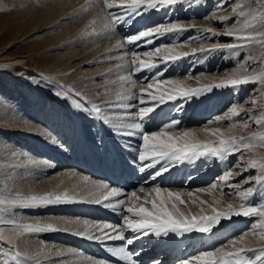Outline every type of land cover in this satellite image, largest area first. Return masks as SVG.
Instances as JSON below:
<instances>
[{
    "label": "snow or ice",
    "instance_id": "snow-or-ice-1",
    "mask_svg": "<svg viewBox=\"0 0 264 264\" xmlns=\"http://www.w3.org/2000/svg\"><path fill=\"white\" fill-rule=\"evenodd\" d=\"M182 2L184 0H128L125 3L124 0H121L120 4H116L115 0L113 2L104 0V7L107 10L104 13V19L107 21L104 24V29L109 33H115L118 24H127L134 17L141 16L149 10H159L161 7L174 6ZM257 3L260 6L255 9L249 18L237 21L238 26L235 30L225 29L224 34L234 38L238 43L227 44L224 47L235 49L259 46L264 50V24L260 26L258 31H247L249 27L255 29L256 26L253 21L264 17V0H257ZM217 8L221 11L224 10L223 0L217 5ZM121 9L122 11H120ZM243 9L244 5H236L232 8V17L220 16L217 23L226 24L227 20L233 17H244L245 12ZM211 18L206 16L204 20L210 21ZM94 23L95 21H93ZM240 23H243V28L239 27ZM184 31L210 32L211 30L186 29L180 22H169L139 30L135 35L125 37L123 42L118 41L115 48H124L125 44L132 45L138 41L152 44L153 38L158 35L178 34ZM182 46L165 45L156 47L151 51L144 52L142 54L143 58L141 54L135 51L131 52V60H125V63L118 65V68L131 69L128 75L121 74L119 76L121 86L130 84V88H127L124 92H118L114 101H106L107 109L96 103H92L90 108H86L87 102L82 99L78 102L74 101V106L78 110L94 114L97 120L102 123V126H107L114 135L137 138L141 141L135 148H132L130 144L126 147L131 149V161L129 163L131 170L141 174L147 173L143 177L144 184L163 179L165 175H170L172 170L179 165L194 164L202 159L225 162L230 156L239 153L240 155L236 157L234 166L226 168L222 175L218 176L217 182L211 183L205 188L173 190L169 187H163L160 183L151 184L147 189L141 186L139 192L144 193L143 199L137 194L136 190L126 192L124 189L104 182H92V187L87 189L90 197L87 202L103 204L105 208H110L113 212L123 209L121 214L122 225L101 224L74 218L66 220L62 227H58L51 223H40L39 221L26 223L16 219H6L4 216L7 210L14 208L24 209L77 202L69 196L68 191L43 195L17 194L13 198L0 199V225L9 226L7 229L0 227V241L6 242L10 247H16L12 256L15 264H21V257L27 258V253L22 252L17 247L18 242H26L30 236L41 232L63 230L90 241H120L122 246L110 248L108 251L120 261H123L124 264H136L133 256L138 253H133L127 247L132 245L134 240L143 237H184L185 234L189 233L209 234L223 227L224 221L231 220L233 217H258L264 220V203H260L257 207L253 206V203L249 200L257 189L248 186L246 189L241 190L238 185L230 183L237 175H242V173L236 172L235 169L240 168V161L245 159L243 150L251 152L254 148H264V131H259L248 137H237L231 135L230 132L222 131L219 126H208L219 125L227 120L229 121V129L247 128L250 126L248 121L252 119V113L248 114L247 120L243 118L237 120L236 118L240 116L239 109L241 105H232L228 115L216 116L200 129V132L206 137L214 138L206 141H201L195 130L179 129L180 121L177 119H170L168 122L163 123L157 131L150 132L145 127L144 121L154 120L160 106L170 101L180 98L193 99L205 93H210L214 89L236 88L249 83H259L264 87V70H260V64H257L255 69L251 68L249 60V63L242 67L244 71L253 72L252 75L235 74L219 82H210L199 88H187L184 86L183 81L178 79L161 80L160 77L163 76V72H157L146 86L140 88L139 97H137L133 89L137 87L138 81L132 79V74L158 68L159 65L155 62L157 56L161 57V62L166 68L170 62L175 63L189 55H197L195 52L177 51V48ZM220 47L221 45L215 44L211 49H201V53L216 51ZM119 59L124 60L125 58L119 57ZM104 91H107V89H104ZM57 95H61V93L58 92ZM77 95L79 94L77 93ZM136 100H138L139 107H137V104L131 103ZM252 103L255 107L256 100L253 99ZM132 109H135V112H132ZM256 125L258 127L264 125V115L257 118ZM52 143L58 144L61 148L64 147L55 139L52 140ZM43 163L47 165L49 162L45 161ZM250 169L256 170L257 174H250L241 183L248 184L249 181H254L259 186V190L264 191V159L257 160L249 157L247 168L244 171ZM84 184H88V178H85ZM224 187H228L232 191L225 193ZM217 191L220 192L221 196L235 194L240 200L239 206L228 204L226 208H218L209 205L207 200L199 199L197 195L199 193L211 196L213 204L219 205L222 200L213 196V193ZM133 201L135 202L134 205L128 206ZM189 204L193 207H203L200 208L198 213L194 214L189 210ZM209 212L210 214H207ZM6 231L7 235H5ZM126 232L133 235L126 236ZM249 235H258L264 240V224L261 225L259 231L253 229L251 232H243L238 238H232L213 250L202 251L198 255L182 259L179 264H257V261L264 264V250H260L255 260L248 258L245 237ZM228 247L231 250H225ZM0 254L8 255L7 252ZM87 259L88 264H106L105 261H97L92 257ZM0 264H10V262L8 259H4ZM153 264H159V261L154 260Z\"/></svg>",
    "mask_w": 264,
    "mask_h": 264
},
{
    "label": "rangeland",
    "instance_id": "rangeland-1",
    "mask_svg": "<svg viewBox=\"0 0 264 264\" xmlns=\"http://www.w3.org/2000/svg\"><path fill=\"white\" fill-rule=\"evenodd\" d=\"M109 2H113V0H109ZM124 2L127 3L128 0H124ZM228 2L230 4L226 6L224 9V10L228 9L229 13H231L228 17H232V8H234L238 4L244 5V2L242 0H228ZM115 3L120 4L121 0H115ZM196 4H197V0H184V2L174 5V6L161 7L159 10H149L147 12H144V14L141 16L134 17L127 24H118L115 33H109L108 31L104 29V24L101 28L100 25H93V23L91 22H90L91 24H88L89 22L86 21L90 14L94 15L99 10L104 15V13L107 11L104 7V0H79V1L72 0L71 2L68 1L63 9L60 8V0H0V66H6L4 64H7V63L11 64L12 60L16 59L17 57H23L29 63L30 69L28 70L30 72L35 73V75L37 74L40 75L41 73L39 72V69L41 67H44L42 69H45V70H50V69L54 70L53 67H55L60 62H63V63L66 62V60H68V58L72 54H74L75 56L77 55L76 59L73 60L74 66L73 68H71L67 77L75 78V76H77L78 74H84V75H87L86 76L87 78H85L84 80L97 78V80L101 82L104 79L103 77L105 76L104 74L106 73L108 74V72H111L113 70L119 69L122 72V73L120 72L121 74L128 75L131 69L118 68V65L125 63V60L130 61L131 52L133 51L141 54V57L143 58L142 54L144 52L151 51L152 49L156 47H162L165 45L167 46L183 45L182 47H178L177 51L197 53V55L195 56L189 55L188 57L182 58L181 60L175 63L170 62L167 64L166 68H165V65L161 62V57L157 56L155 58V62L159 65L158 68H155L152 71H143L141 73L132 74V79L138 81L137 87L133 89V91L137 94V97H139L140 88L142 86H146V84L150 82V79L153 76H155L157 72H161V71L163 72V76L160 77L161 80L178 79V80L183 81L184 86L185 87L187 86V88H199V87H202L203 85L210 83L208 77L210 78V76H213V75L219 76L220 74L225 75L227 74V70H230V69L232 70L233 68L237 66L240 67V65L243 66L246 63H249V60H250V67L257 66L259 59L264 58V50H262L259 46H253L252 49L250 47L251 50L249 48L247 49L242 48L246 52L247 50L248 51L250 50V54L247 55L245 54L244 50H240L237 56L230 57L227 63L225 59L226 55L224 54L225 51L227 50L226 49L221 53L219 52V55L215 58V60H213L214 62H212V64L209 65L207 63L209 60L208 58H210L211 55H214L215 51L205 52L208 54L204 56L205 53H201V49H211L214 46L210 44L216 43L217 40L218 42H223L224 40L222 41V39H225V37H227L224 34V32L228 26H225V24L217 23L221 15L219 14V9L217 10L215 8L218 4H214L213 6L211 4L210 7H206V8L202 7L203 5L201 6L199 5L200 7L198 6L197 8ZM259 6L260 5L257 3V0H251V4L248 7H246V9L245 8L243 9L245 12V16L244 17L237 16V17L231 18L228 22L229 27L237 26V21H243L249 18L254 13L255 9L258 8ZM211 7H214V8H211ZM120 11H122V9ZM206 16L212 17L211 20L205 21L204 17ZM84 18H85L84 21L86 23H84L83 21V24L85 25L81 28L80 31L81 32H83L82 30L85 31V34L83 36L87 37L86 40L84 39V37L81 36L83 39L80 38V40L78 41L70 42L69 37L75 33L74 25L79 22L78 20L81 21ZM140 18H142V21L138 23V27L139 26L141 27L140 29H138L137 27L135 28L134 25H135L136 20L138 21ZM90 19H92V17ZM257 20L261 21L260 25L264 23V17H260ZM106 22L107 21H105V23ZM169 22H180L183 24V26L186 29H203V30L210 29L211 31L210 32L208 31H204V32L184 31L178 34H167V35H162V36L158 35L153 38L152 44H147L144 41H138L132 45L125 44L124 48H120V49L115 48V45L117 44L118 41L123 42L125 37L135 35L139 30H142L148 27H154L159 24H166ZM132 26H134L133 30L135 28L134 32H132L133 30L131 31ZM95 27H100L103 33L97 34ZM213 33L215 35H212ZM88 37H90L91 41L88 40ZM228 41L230 40H226L224 42H228ZM54 45H56V47H53ZM97 50H99L98 54L94 55L89 60H85V61L83 60L93 55V53H95V51ZM119 57H124L125 59L121 60L119 59ZM39 59H45L46 61L42 62ZM77 60H83L84 62L82 61L81 63H79L80 65L75 64ZM66 64L67 63H64L61 66V68H59L58 70L60 69L62 70V67H64ZM22 67H25V66H22ZM105 67H107L106 69L108 70H105L104 72H101V73H95L93 75H89L97 70H101V69L103 70ZM23 70H27V69H23ZM63 71L65 72L66 70L64 69ZM148 73L150 74L153 73V74L150 76L148 80H146V78H144V75ZM88 75L90 77H88ZM33 76L34 75L24 76V77H22L21 75L13 76L11 72H8L7 70L3 69V67L0 68V179H1L0 180V191H5V190L7 191V190H14V189L18 190L22 188L23 182H25L24 180L27 178V176L22 174L21 169L18 168L17 161H24L25 157L30 156V154H32V149H31L32 143H33V139L35 140V138L31 139V136H32L31 133H29V136H28L27 135L28 132H24V131H23L24 133L22 132L20 133L21 135L16 133L14 137L11 138L10 134L12 133L13 130H11L12 128H9V127H14L15 125H21V124L22 126H24L26 125V122H28L30 127H33V126L38 127L36 128V132L40 136L44 137L46 140L50 139L51 136L53 137V138L51 137V139H56L53 133H55V128L57 125L54 126L55 127L54 128L53 126H51L52 125L51 121L45 122L42 119V121L44 122L43 124L41 123L42 121L39 122V120H37L38 117L36 118V116L34 115H37V112H39V110L41 111L40 109L41 106H42L41 108L43 112L44 111L46 112L49 109L51 110V108L53 107L56 108L58 105V98H57V101L54 102L55 98L53 99V97H51L52 99L51 100L50 97L47 98L45 96V93L48 91L47 87L49 88L50 85H47L46 87L45 86L42 87L44 91L41 94L38 92L36 93L35 90L38 87L33 84V80H34ZM79 78L76 77L75 79H73L74 81L71 80L69 82H66V84H64L66 91H69L68 86H71L70 84H76L77 82H80ZM217 78H220V77H217ZM217 80L215 82H219L221 79H217ZM49 81L51 85L54 84L51 82V80ZM119 82L120 81L114 82V85L109 86V88L106 87L108 85L104 86L103 84L104 88L102 89H100L102 85L96 86V87L90 86L85 91L86 92L88 91L87 93L91 92V94L95 96V98L93 97L91 99V101H93L94 103L97 102L96 104L98 105H107L104 102V100H106L105 97H111L113 95L111 97L112 99L113 97H116L115 95L116 92H114L115 89L116 91L121 90L123 92L124 89L130 85L128 84L125 86H120L121 82L120 83ZM113 86L114 87L116 86V88H114ZM241 86L244 87L246 86V84L241 85ZM260 87H261V89H259L260 91L258 93L256 91V93L253 95L254 97H252L256 99V105H257L255 107L256 109H253L254 113H256L257 111L261 109L262 110L264 109V100H262V98L264 99V87L262 86ZM230 88L231 87L223 88V89H214L210 93H205L193 99L180 98L175 101L168 102L169 106L171 105L170 108H172V114L173 112H181L183 110L186 111L184 114V119H187L188 124L185 127H181V128L179 127V129L193 130L196 128L197 130L198 128L207 125V122L212 120L216 116L228 115L230 113L231 106L235 104V101L230 105L228 104L229 106L228 105L224 106L221 109V112H219L218 115H215L212 118L207 117L200 121H195L193 120V116H192L195 111H197L198 113H201L202 112L201 109H203L202 106L208 105L206 103L210 102V100L212 101L216 97L217 92H221V91L227 92V90L229 91ZM31 89H34V90H31ZM104 89H107V91H104ZM247 90H251V89L248 88ZM81 91H84V90H81ZM232 99L235 100V98H232ZM49 100H51L52 103ZM190 100L192 102H190ZM238 101L240 102V104H244L245 102H247V100H244L245 102L242 100L241 102V98L238 99ZM188 102L190 103L189 105H188ZM26 103H28V105ZM131 103H135L137 104V107H139L138 100L132 101ZM185 103L188 106H185L186 105ZM261 103H263V105H260ZM25 106H27L26 108L30 107L31 110L29 109L28 112L24 111L23 109H25ZM44 106H46L47 108L45 107L46 109H43ZM88 106L90 108L91 105H88ZM182 107H186V108L182 109ZM34 108L35 109L39 108V110L37 109L35 110ZM215 108L217 107H214L212 109L209 107L206 110L207 112L204 111V113H211ZM219 108L220 107L216 109L215 113L220 111ZM14 111L17 113L16 115L13 114ZM242 111L244 110H240V116L236 118L237 120H240L241 118H243L244 120H247L244 116L250 114V112H247L246 115L242 116L243 115ZM22 112H23V115H22ZM78 112L81 115V118L83 119V121L85 123H88V111L78 110ZM133 112H135V109ZM179 115H182V114L177 113L175 116H179ZM12 116L15 118V120L13 121L10 118ZM94 116L95 115L93 114V118ZM225 122H229V121L225 120L223 121V123H220L219 125H216V126H223L224 124H226ZM48 124L50 126H47ZM211 126L213 127V125ZM238 128L239 127H236V132L239 130ZM251 128L254 129V127L249 126L247 127V131L245 132H248L249 130H251ZM42 129H44L46 133H44V131L42 133L41 131ZM95 133L96 132H94L93 134L90 133L91 138H93L94 140L92 147L91 145L89 146L92 149L96 147L95 146L96 137L94 136ZM41 134H44V135H41ZM116 137L120 138L119 136H116ZM37 140L40 141L39 139ZM118 140H121V138ZM6 141H8L7 146H9L7 150L10 148L8 151L6 150L7 152L5 151L6 148H4V142ZM131 142H133V139L129 137H125V141H122V140L120 141L121 144L124 143L123 145L130 144L131 147H133V144H131ZM13 145L17 147L15 148V146ZM1 149L2 150L4 149L3 152H1ZM109 153H111V151ZM16 157L17 158L19 157V158L17 159ZM81 157L82 156H80L79 158ZM236 157L237 155L231 161H229L228 167L234 166ZM7 159L9 160L7 161ZM39 159H42V156H40ZM247 159H248L247 155H245V159L240 161L241 167L238 169H235L236 172L242 173V175H237L235 179L232 180V184L238 185L241 190L246 189L248 186L253 187V185L255 184L254 181H249L248 184L241 183V181H243L245 178L243 169L246 166L245 163H242V162H247ZM29 160H31L30 162L33 164L32 159H29ZM211 161L212 159H210V162ZM15 162H17L16 166H15ZM14 166L15 168H12ZM196 167L194 171L197 170ZM5 168H8L9 170ZM70 169H73V168H70ZM19 171L21 172L19 173ZM19 174L21 175L19 176ZM23 176L25 177V179ZM34 176L35 178H32V176H30L31 182L30 180L27 181L28 185L30 184L32 185L34 183L37 184V182L40 180L43 182L45 179L48 178V177L45 178V176H43L42 173H39V172H37ZM202 176L203 174L199 176L200 180L206 179V177L203 176L202 178ZM215 176L216 175L214 174L208 178L212 179V177L214 178ZM20 178L23 182L20 181ZM9 180L10 181L12 180L13 182L12 181L10 182ZM18 181H20V183ZM214 182H217L216 178L213 179L211 183H214ZM1 186H4V187L7 186V187H5L6 188L5 189L4 187H1ZM207 186L208 184H200V185H195L191 189H186V190L205 188ZM83 188L81 187L78 190L76 189L75 193H73V191L69 190L68 188H62L61 193L63 191H68L70 197L80 194V196L88 198V190H87L88 188L87 186H83ZM181 189H185V188H181ZM231 191L232 190L229 189L228 187H224L225 193H229ZM7 192H10V191H7ZM197 195L199 196V199L207 200L208 204L212 205L213 203V201H211L212 197H209L207 195L204 196L203 194H199V193ZM139 196L141 197V195ZM226 197L228 198L229 203L231 200L233 202L235 200V204L237 202H240V200L235 194H231V195L225 194L220 199L222 200V202L226 204L228 203L226 200ZM251 202L253 203V205L256 204L255 200H251ZM134 203H135L134 201L130 202L128 206H132L134 205ZM235 204L233 205L235 206ZM201 207L203 206H197L193 208L191 204L188 205L189 210L194 214L196 212L198 213ZM42 208H34V209L33 208H29V209L14 208L10 210L9 216L14 215V217H17V218H20V217L24 218L25 216L26 217L28 216L31 218H35V217L36 218H44V217L48 218L49 216L50 220L53 221L54 219V221H56L55 223L59 222V221L57 222L55 218H60V216L61 217L64 216L62 212H58L56 210L57 205H55L54 208H50L49 210H47L48 212L45 210V208L43 209ZM233 218L235 219V222L242 221V218H237V217H233ZM258 220L259 219H252V221H247V222L244 220V222L242 223L246 227L243 229L242 233L246 231L251 232L252 225L257 223ZM232 224H235V223H232ZM46 235L48 236V233ZM254 236L258 237L256 235ZM254 236L253 238H255ZM238 237L239 236H232L228 240L232 238H238ZM30 239L36 240L38 238L37 236L34 235V236H31ZM53 246H56V244ZM56 248H58V250L61 249L58 246H56ZM225 250H231V248L228 247Z\"/></svg>",
    "mask_w": 264,
    "mask_h": 264
},
{
    "label": "bare ground",
    "instance_id": "bare-ground-1",
    "mask_svg": "<svg viewBox=\"0 0 264 264\" xmlns=\"http://www.w3.org/2000/svg\"><path fill=\"white\" fill-rule=\"evenodd\" d=\"M68 1L71 2L72 0H60V8L63 9ZM242 1L244 2V8L245 9H246V7H248L251 4V0H242ZM220 2H221V0H197V4L196 5H197V8H198L199 5L200 6L203 5L202 7H205L206 8V7H210L211 4L213 6L214 4H219ZM229 4L230 3L228 2V0H223L224 9ZM211 8H214V7H211ZM215 8L218 10L217 6ZM199 10H201V9H199ZM219 14H221L220 16L223 15L225 17H228L231 13H229V10L227 9V10H223V11L219 10ZM91 17H92V19H90ZM85 18L82 19L81 21L78 20L79 22L74 25V32L75 33L69 37L70 42L78 41V40H80V38L84 37L83 35L85 34V31L82 30L83 32H81L80 30L85 25V24H83V21L85 20ZM141 20H142V18H140L138 21L136 20V22H137L136 24H138ZM229 20L230 19H228L227 22H226V24H225V26H228L227 27V30H235L238 25L237 26H233V27H229V24H228ZM86 21L89 22L88 24H91V23H93L92 21H95V23L93 25H100L101 28H102L103 24H105L104 15H103V13L100 10L97 11V13H95L94 15L90 14L88 16V19ZM260 22L261 21H258V20L253 21V24H255V26H256L255 29H253L252 27H249L247 29V31H253V30H257L258 31L260 29V26L262 25V24L260 25ZM84 23H86V22L84 21ZM134 26L138 28L137 25H134ZM134 26H132L131 31L133 30V27ZM239 27L243 28L244 27L243 23L239 24ZM84 28H86V27H84ZM101 28L100 27H95V30H96L97 34L103 33V31H102ZM98 36H100V35H98ZM86 38L87 37H84L85 40H86ZM225 39L226 40H230V41L232 40V41L231 42L228 41L229 43L228 42H224V41H226ZM225 39H222V41L224 40L223 42H218V40H217L216 43L210 44V45H213V46L215 44H219V45H221V47H220V49H218V50L215 51V54L214 55H211V57L208 58L209 60H208L207 63L209 65L212 64V62H214L213 60L219 55V52L221 53V52H223L224 50L227 49L226 47H224L225 45L238 43V41H236L235 39L233 40L232 37H228L227 36V37H225ZM88 40L91 41L90 37H88ZM53 47H56V45H54ZM244 49H247V48H244ZM244 49H242V48L227 49L225 51V53H224L226 55V58H225L226 59V63L228 62V59H230V57L237 56L238 52H240V50H244ZM251 49H252V47H251ZM250 50L249 51L247 50V52L244 50L245 51V54L249 55L250 54ZM98 53H99V50L95 51V53H93V55H91L90 57H87L86 59H83V60L84 61L85 60H89L90 58H92L94 55H96ZM207 54L208 53H205L204 56H206ZM76 56L74 54H72L68 58V60H66V62H64V63H67V64L64 67H62V70L61 69L58 70V69L61 68V66L64 64L63 62H60L55 67H53L54 70H52V69L45 70V69H42L44 67H41L39 69V72L41 73L40 75H38V74L35 75V73L30 72L28 70V69H30L29 63L23 57H17L16 59L12 60L11 64L10 63L4 64L6 66H0V68L3 67V69L7 70L8 72H11L13 76L21 75L22 77H24V76L34 75L33 76L34 77L33 84L38 87L35 90L36 93L38 92V93L41 94L44 91L42 89V87H44V86L46 87L47 85H50L49 88L47 87V90L48 91L45 93V96L47 98L50 97V99H51V97H53V99L55 98V101L53 100L54 102H56L58 96H60V101H59L60 102V105L59 106L57 105L56 108H54V107L51 108V110L50 109L47 110L46 113L42 117L43 121H45V122L46 121L47 122H50L51 121V123H52L51 126H53V127L56 126V125H58V126L63 125L65 122H70V126H71V127L69 126L70 133L72 132V139L71 140H73L74 143H76L77 142V139L80 140L82 137H84V140L90 141L89 146L91 145V147H92V144L94 143V140H93V138H91L90 133L93 134L94 132H97V129L95 127H93V126H89L87 128L85 127V124L82 122L81 118L78 115L79 114L78 113V109H76L75 106H74V101H77L78 102V101H81V99H82L83 101H86L87 102L86 106L89 108L88 105H91L92 103H94L93 101H91V99L93 97L95 98V96H93L91 94V92L87 93L88 91L86 92L85 90H87L90 86L96 87V86H100V85H102L100 87V89H102V88H104L103 87V84H104V86L105 85H108L106 87L109 88V86H111L114 82L120 81L119 80V76H120V74L122 72L119 69L118 70H113L111 72H108V74L107 73L104 74L105 75V76H103L104 79L101 82L98 81L97 78H92V79L84 80L85 78H87L86 77L87 75L78 74L77 76H75V78L76 77L77 78L80 77L79 78L80 79L79 80L80 82H77L76 84H70L71 86H68L67 85L68 88L71 89V91H66V88L64 87V84H66V82H69V81L75 79L73 77L70 78V77H67V76H68L71 68H73V66H74L73 60L76 59ZM39 60L42 61V62L46 61L45 59H39ZM83 60H77V62H75V64H79ZM226 63H224V64H226ZM258 64L261 65L260 70H264V58H260L259 61H258ZM22 66H25V67H22ZM226 66H228V65H226ZM241 66L242 65H240V67L237 66V67L233 68L232 70L231 69L230 70H227V74H225V75H223V74H220L219 76L213 75V76H210V78L208 77V79H209L210 82H215L217 79L223 80L226 77L232 76V75H235V74H239V75H252L253 74V72H251V71H244L243 70V67H241ZM106 68L107 67H105L103 70L102 69L101 70H97V71H95V72H93L92 74H89V75H93L95 73L104 72L105 70H108ZM251 68L255 69L256 66L255 67L252 66ZM23 69H27V70H23ZM64 69L66 70L65 72L63 71ZM89 75H88V77H90ZM217 77H220V78H217ZM205 78H204V80H205ZM49 80H51V82L54 83V84L51 85ZM118 85H120V84H118ZM260 86L261 85L259 83H256V84L249 83V84H246V86H244V87L239 86V87H236V88H230L229 91L226 89L227 92H224V91L217 92L216 97L212 101L210 100V102L206 103V104H209L210 103V105H206V107H203L202 106L203 109H201V110L203 112V110L206 111L209 107L211 109L214 108V107H218L217 104H218V102L221 101V99H219V97H220V95L222 93H223V98L226 97V100H225V102H224L223 105H226L229 102L232 104L234 101H235V104H240V102L238 101V99H240V98H241V102H242V100L243 101L244 100H247V102H245V101H244L245 103L243 102L244 104H240L241 105V108L239 109V112H240V110H244V111H242V114H243L242 116L246 115L247 112H250V113L253 114L252 115V119L250 121H248V122H249V125L251 127H254V129L251 128V130H249L248 132H245V131H247V128H240L239 127L238 128L239 130L237 129L238 131L236 132V128L229 129V127H228L229 122H225L226 124H224L223 126H219V127L221 128L222 131H224L226 133H229L230 132L231 135H234V136H237V137H240V136H245V137L252 136L254 133H257L259 131H264V125H262L260 127H258L256 125V119L258 117H260L261 115H264V109L262 110L260 108L261 110H259L256 113H254L253 109H256L255 107L257 105L254 107L253 106V103H252V100L254 99L252 97H254L253 95L256 93V91H257V93L260 91L259 90V89H261ZM114 88H116V86ZM248 88H250L252 90V92H251V90H247ZM31 90H34V89H31ZM81 90H84L85 92L84 91H81ZM58 92L61 93V95H57ZM114 92H117L116 89H115ZM77 93L79 95H77ZM208 95H210V94H208ZM104 96H106V95H104ZM214 96H215V94H214ZM108 98H111V97H105V99H108ZM221 98H222V96H221ZM232 98H235V100H233ZM51 100H49V101L52 103ZM262 100H264V99L262 98ZM207 101H208V99H207ZM26 104L28 105V103H26ZM189 104L190 103L188 102V105ZM188 105L186 104L185 106H188ZM260 105H263V103H261ZM26 107L27 106H25V109H23L24 111L28 112L29 109L31 110V108L29 106H28L29 108H26ZM41 107H40V109L43 112V110H42ZM45 107L46 106H44L43 109H46L47 108V107L46 108ZM36 109L39 110V108H36ZM18 113H20V112H18ZM74 113H75V115H74ZM13 114L16 115L17 113L14 111ZM28 114H30V113H28ZM202 114L205 115L204 112ZM22 115H23V112H22ZM34 116H36V118L38 117L37 115H34ZM244 117L247 119L248 115H246ZM10 118L12 119V121L15 120V118L13 116L10 117ZM94 118H93V120L95 121ZM22 119H23V117H22ZM221 123H223V122H221ZM23 124H25V123H23ZM208 126L209 127H212L211 125H208ZM213 127H216V125H213ZM9 128H12L11 130H13L12 133L10 134L11 135V138H13L16 133L19 134V135H21L20 134L21 132L22 133L28 132V134L27 133L26 134L29 136V133H31L32 136H33V137L31 136V139L35 138V140L33 139V143H32V147H33V148H31L32 149V154H30V156L25 157V160L24 161H17L18 162V168L21 169L23 175H26L27 176L26 179L23 176L24 179H25L24 180L25 182H23L21 180V178H20V181L23 182V186L21 184L22 188H20L18 190H15V189L14 190H7V191H10V192H7L6 190L5 191H0V199H3V198H13L17 194H20V195H31V194L43 195V194H47V193L58 194V193H61V189L62 188H68L69 190H72L73 193H75L76 189L78 190L81 187L83 188V186H87L88 188H91L92 187V182H96V181L88 180V184L85 185L84 184L85 177H83L82 174H80V173L77 174V173H75L73 171L68 172L67 170H62V171L57 170L56 169V166H57L58 163H50L48 160L39 159L40 156H43V157L45 156V154H46L45 152H51L54 155H57V153L58 154H63V152L58 148L59 147L58 144H54V143L48 141V140L51 139L52 136L50 137V139H47V140L43 139L44 137L41 138L42 136H40L36 132V128H38V127H35V126L30 127V125L28 124V122H26V125H24V126H22V124H21V125H15L14 127H9ZM201 128L202 127L198 128L197 130H196V128L193 129V130H195L197 132L198 138L201 141H206V140L214 139L212 137H206L203 133H201L200 132V129ZM37 131H39V130H37ZM41 131H42V133H43V131H44V133H46L44 129H42ZM53 134L55 136V133H53ZM41 135H44V134H41ZM37 139H39L41 142L38 141ZM118 139H120V138H118ZM51 140H53V139H51ZM119 141H121V140H119ZM132 143L133 142H131V144ZM40 144L45 145V146H42ZM7 145H8V141L4 142V148H6L5 151L9 147ZM13 146H15V145H13ZM16 147L17 146H15V148ZM3 150L1 149V152H3ZM243 151H244L245 155H247V158L251 157L252 159H257V160L264 159V148H254L251 152H248L247 150H243ZM6 152H4V153H6ZM236 155L238 156L239 153H237V154H235L233 156H230L228 158V160L225 161V162H220V161L212 160L211 163L208 165V167L206 169V170L209 169L210 171L202 172L201 175L203 174V176L207 178V177H211V175H214V174L217 176L221 171L223 173V171L227 168V164H228L229 160L230 159H233ZM7 158H8V156H7ZM12 158H14V157H12ZM29 159H32L33 164L30 162L31 160H29ZM80 159H83V157H81ZM8 160L9 159H7V161ZM122 160H123V158H122ZM45 161H47L49 163L46 165V164L43 163ZM10 162H11V160H10ZM17 162H15V166H16V163ZM242 163H245V165H246L245 168H247V162H242ZM6 164H8V163H6ZM15 166L12 167V168H15ZM8 168H5V169H8ZM121 168H126L128 170L127 167L121 166ZM107 169L108 170H111V167L107 166ZM21 171H19V173ZM36 171L39 172V173H42V175L45 176V178L46 177H48V178L45 179L43 182L41 180L40 181L37 180L38 181L37 184L34 183L32 185L31 184L28 185L27 184V181H29L31 179L30 176H32V178H35L34 175L37 173ZM250 174L251 175H255V174H257V171L256 170H251V169L248 170V171H244V175H245L244 177L249 176ZM20 175L21 174H19V176ZM203 176H202V178H203ZM164 179L167 180L166 181L167 183L169 182L171 184L169 177H164ZM20 181H18V182L20 183ZM30 182H31V180H30ZM155 183H157V182H149V184H144L143 183L141 186H143V187H145L147 189L151 184H155ZM230 183H232V180L230 181ZM160 184L163 187L164 186H167V184H163V183H160ZM1 187H4V186H1ZM5 187H7V186H5ZM253 187L256 188L257 191H256V193H254L253 197H250L249 198V200L250 201L251 200H255L256 204L253 205V206H257L258 207L260 203H264V191H260L259 190V186L256 185V184H254ZM71 194H72V192H71ZM137 194L138 195H141V198L142 199L144 198V193H141V192L138 191ZM213 196L216 199H220L224 195L221 196L220 192L217 191V192H215V194H213ZM72 197L77 198L78 200L83 201V203L86 202V201H88L90 199V198H84V197L80 196V194L79 195H76V196H72ZM209 197H211V196H209ZM226 200L228 202L227 204L224 203V202H222L219 205H215V204L212 203V206H215V207H218V208H226L228 204H235V200H234V202L231 200L230 203H229V200H228L227 197H226ZM211 201H213L212 198H211ZM80 204H82V203H79L78 205H80ZM239 204H240V202H237L235 204V206L238 207ZM55 205H58V204H51V205H46V206L33 207V209L34 208H42L43 207L47 211L50 208H54ZM65 205H66V208L67 209H72L74 207L73 205H69V204H65ZM24 209H29V208H24ZM77 209L78 210L86 209V210L92 211V212L93 211H96V210L97 211L99 210V211L102 212V209L101 208H98L97 206H86V205H82V206H78ZM10 210L11 209L7 210L4 213L6 219H9V218L10 219H16L18 221L26 222V223H35V222L39 221L40 223H51V224L56 225L58 227H62L63 224L65 223V221L68 220V219L79 218V217H75V216H66V217H61L60 216V218H55L57 220V222L59 221L58 223H55L56 221H54V219H53V221L50 220L49 219V216H48V218H45V217L44 218H36V217L35 218H31V217H28V216L27 217L26 216L25 217L23 216L24 218H21V217L20 218H17V217H14V215L13 216H9ZM108 210H110V209H108ZM110 211H111V216H109L105 212H102V218L100 219V220H102L100 222L101 224L102 223H110V224L113 223L112 218L115 217L114 216L115 213L112 210H110ZM104 214L107 216L106 218L103 217ZM207 214H210V212L207 213ZM237 218H242V221H240V223L242 225H243L242 222H244V220L247 222V221H252V219H259L257 221V223H255V224L252 225V230L255 229L256 231L260 230L261 225L264 224V220H261L258 217H252V218H250V217H237ZM80 219L81 220H86L82 216H80ZM232 219H234V218H232ZM92 222H94V221H92ZM227 223L232 224V222L230 220H226V221H224V225L223 226L227 225ZM233 225H236V227L239 228V229L241 227L237 223H235ZM0 227H2L4 229H7L9 226L8 225H0ZM235 232L238 233L237 231H235ZM46 234H47V232H41V233H38V234H34L38 238L36 240L30 239V237H31L30 236L29 239L26 242H24V241L18 242L17 247H19V249L22 252H26L27 253V258H24V257H21L20 258L21 264H35V263L36 264H63V263H65V264H88V259L87 258L89 256H87L83 251L80 252V253H78L75 256L71 251H68L69 250V247H66V249L62 247L60 250H58V248H56V246H53L55 244H53V242L51 240L50 241L48 240ZM60 234L65 235V234H72V233L71 232H68V231L61 230V233ZM97 234H99V233H97ZM5 235H7V231L5 232ZM34 235H32V236H34ZM132 235H133L132 233L126 232V236H132ZM201 236L202 235L199 234V233H189V234H185L184 237H171L170 236V237H166V238H162V239H169L172 244H174L175 246H179V249L178 250H180L181 246L183 245V243L185 242L186 239H192L194 242H198L199 243V246H200V239H198V238H200ZM253 236L250 235V236L245 237V239L247 241L246 254H247V256H248L249 259L255 260L256 256L259 255L260 250H264V240H262L258 235H256V236H258L259 239H258V237H255V236H254L255 238H253ZM217 238H218V234H215L212 238L210 237V238H206V239H207V241L210 244H212L214 242V240H217ZM84 240H87V239H85V238L84 239H79L78 241L83 243ZM89 242H92L91 247L94 248V249H98V248L110 249V248H116V247L122 246V242H119V241L112 242V243H103L101 241L91 240ZM135 243H137V242H134L132 245L128 246V248H129L130 251H134L135 249H137L134 246ZM15 250H16V247H10L6 242L0 241V253H4V252H7L8 253L7 256H4L3 254H0V262H2L4 259H8L9 262H10V264H15V261L12 259V256H13ZM94 260L100 261L102 259H94ZM133 260L136 261V264L140 262L134 256H133ZM179 261L180 260L176 258L175 264H179ZM105 262H106V264H111V263H109L107 261H105ZM259 262L260 261H257V264H259Z\"/></svg>",
    "mask_w": 264,
    "mask_h": 264
}]
</instances>
